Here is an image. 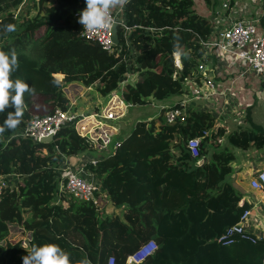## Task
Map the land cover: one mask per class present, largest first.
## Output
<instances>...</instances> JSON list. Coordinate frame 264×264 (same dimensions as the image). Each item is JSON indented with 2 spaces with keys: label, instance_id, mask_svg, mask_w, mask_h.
Listing matches in <instances>:
<instances>
[{
  "label": "trees",
  "instance_id": "obj_1",
  "mask_svg": "<svg viewBox=\"0 0 264 264\" xmlns=\"http://www.w3.org/2000/svg\"><path fill=\"white\" fill-rule=\"evenodd\" d=\"M24 1L0 0V51H16L19 66L11 79L32 84L35 93L24 94L18 127L0 136L24 131L37 98L49 113L66 110L70 101L64 87L71 82L97 83L101 96L122 86L123 98L139 107L182 94L189 81L202 79L199 67L206 49L200 40L209 37L212 23L193 9V0H128L123 5L128 44L119 24V52L114 54L81 37L78 20L85 0H35L17 17ZM233 3L229 0V8ZM258 21L264 33V0ZM7 24H15L16 31H4ZM176 36L189 53L179 66L173 56ZM57 73L63 75L61 81L54 78ZM128 74L135 76L128 81ZM166 109L161 107L155 118L136 121L114 152L97 162L94 172L116 207L103 217L92 203L69 194L53 204L55 167L89 147L72 126L61 127L51 142L0 139V176L18 177L16 188L7 186L0 193V264H23L27 251L43 244L60 246L73 262L86 255L92 264H108L110 257L115 264H127V258L150 239L157 247L138 264H260L264 238L250 227L234 232L229 244L216 242L252 208L227 181L234 153L221 148L225 128H215L210 112L193 107L184 119L167 122ZM13 110L0 113V126ZM88 121L87 127L79 128L81 134L91 128L93 122ZM194 137L201 146L193 159L186 144ZM226 143L244 152L262 150L264 130L241 128L228 134ZM13 224L31 232L25 245L11 240Z\"/></svg>",
  "mask_w": 264,
  "mask_h": 264
},
{
  "label": "built area",
  "instance_id": "obj_2",
  "mask_svg": "<svg viewBox=\"0 0 264 264\" xmlns=\"http://www.w3.org/2000/svg\"><path fill=\"white\" fill-rule=\"evenodd\" d=\"M223 8H229L227 2L223 3ZM111 15L114 19L120 20L119 24L124 27L125 42L128 44L129 28L124 24L123 6H120L117 12L111 10ZM258 28V17H245L233 21L228 28L217 31L216 35L212 34L214 40L208 37L200 40V42L206 51L213 47L214 49L231 53L239 60L245 62L251 71L259 77L264 90V33L259 32ZM80 35L84 39L95 41L109 54L119 52V48L113 43L111 28L107 26L91 32L83 29L82 26ZM175 64L177 66L180 65V63L177 64L176 62ZM199 71L202 74L200 83H196L193 80L188 82L190 86L188 96L180 102V107H167L165 110L164 116L167 122H174L177 118L184 119L190 108H187V104L191 101H198L217 93L215 82L209 80L204 74V63L200 65ZM130 75L135 76V74H128V79ZM98 85L95 83L91 86L97 88ZM98 94L100 93L98 92ZM108 95L110 100L106 104L103 105L102 101H99L95 108L89 112L75 111L71 108L72 104L66 110L55 108L49 114L33 116L24 131L8 137L0 136L4 143L12 138H28L34 142H40L43 138L54 136L61 127L72 126L79 136L89 141V147L81 157H78V155L74 158L64 157L58 166L55 167L56 200L53 204L60 203L63 194H69L77 200L92 203L100 217L105 214V205L108 197L102 187V179L97 177L94 169L103 156L113 153L119 146L120 140L116 138L118 134L117 123L125 118L129 108L133 106L123 98L122 86L116 92ZM89 119L93 122L91 128L81 134L79 128L87 127L88 122H90L88 121ZM203 135H208V132H203ZM200 146L198 137L187 141L186 147L191 158L199 156ZM90 151H96L97 155L91 156ZM17 179L18 177L13 174L0 176V193L2 188L7 186L10 189L16 188ZM249 186L254 191H264V170L256 172L254 176L249 178ZM250 214L251 210H245L238 225L228 229L224 236L216 239V242L229 244V237L234 232L247 230L246 223ZM23 232L25 234H21L19 240L25 245V242L31 237V232L27 230ZM156 247L155 240L150 239L127 258V264L140 263L148 255L152 254ZM110 258L108 264H110ZM112 264H115L114 259H112ZM260 264H264V254Z\"/></svg>",
  "mask_w": 264,
  "mask_h": 264
},
{
  "label": "crops",
  "instance_id": "obj_3",
  "mask_svg": "<svg viewBox=\"0 0 264 264\" xmlns=\"http://www.w3.org/2000/svg\"><path fill=\"white\" fill-rule=\"evenodd\" d=\"M34 1L25 0L19 8L18 14H24L30 10L35 3ZM51 1L53 0H49V2ZM224 1L221 0L220 3H216L213 1L210 2V0H193V9L212 23L211 36H209L211 40H214L212 34L216 35L217 31L228 28L233 21L251 17L250 14L252 12H257V8L252 4L254 0H236L233 7L227 9L223 8ZM119 7L113 8L112 11L117 12ZM258 11L259 13L255 14L256 17H259L261 14V7L258 8ZM258 31L262 32L260 25ZM204 58V74L209 80L215 82L217 93L196 101V108L210 112L214 117L215 128H225L226 136L233 131L241 128H251L252 126L264 130V90L261 87L259 77L251 71L245 62L239 60L231 53L212 47L206 51ZM53 76L57 81H61L63 78V75L60 73L54 74ZM130 79L132 77L128 80ZM42 81L44 86L43 78ZM30 85L33 87L32 84ZM189 87L188 83L186 90L182 94L172 96L173 102L171 103L167 99L162 100L165 104L161 105V107H168L186 99ZM64 92L70 104H72L71 108L79 112H89L94 109L101 97L95 86H84L81 82L77 81L71 82L64 87ZM38 100L37 98L35 104L41 103L44 107L48 108L44 114L49 113L50 108ZM192 103L194 102L191 101L187 104V108ZM39 110L36 112L33 111V116L44 115ZM124 120L120 121L121 124ZM118 123V135L116 138L121 140L123 137L119 136L121 135V124ZM226 136L222 138L221 148H228L234 153V160L230 163L231 172L227 176V181L236 190L243 193L245 195L244 199L252 204L251 214L246 228L248 229L250 227L251 231L257 236L264 238V191H254L249 186V178L254 176L256 172L264 170V149H250L244 152L238 148H232L226 143ZM84 152L86 151L80 152L78 157H81ZM108 201L107 198L105 208ZM241 203H243V200ZM115 208L113 205V212H115ZM106 214L108 212L105 210L103 216H106Z\"/></svg>",
  "mask_w": 264,
  "mask_h": 264
},
{
  "label": "clouds",
  "instance_id": "obj_4",
  "mask_svg": "<svg viewBox=\"0 0 264 264\" xmlns=\"http://www.w3.org/2000/svg\"><path fill=\"white\" fill-rule=\"evenodd\" d=\"M128 0H85L86 7L80 11L78 22L83 26V29L91 32L98 28H115L118 21L111 15V10L117 6H123ZM4 31L11 33L16 31L15 24L4 25ZM173 56L177 64L180 63L181 57L188 58L189 53L184 51L179 43L180 38L174 37ZM18 57L13 49L10 53L0 51V113L6 109L12 108L13 111H8V115L0 126V134L5 130H15L21 122L24 115L25 102L24 94L32 95L35 89L30 87L28 83L22 79H11L12 73L18 68ZM53 83H58L53 81ZM110 258V264H112ZM23 264H92L91 260L85 257L76 260H70L69 253L65 252L56 244L33 245L27 255L22 257Z\"/></svg>",
  "mask_w": 264,
  "mask_h": 264
},
{
  "label": "rangeland",
  "instance_id": "obj_5",
  "mask_svg": "<svg viewBox=\"0 0 264 264\" xmlns=\"http://www.w3.org/2000/svg\"><path fill=\"white\" fill-rule=\"evenodd\" d=\"M53 1H51V2H53ZM211 1L216 2V3L217 2L220 3L221 0H210V2ZM233 1L235 3L236 0H233ZM224 2H227L229 5V0H225ZM234 3H233V5H234ZM252 4L257 8V12H254V13L252 12L250 15H251V17H256L255 14L259 13L258 8L261 7V0H254V2H252ZM22 14L19 13L18 16H21ZM261 87H262V85H261ZM38 99L41 100L40 98H38ZM109 100H110L109 95H105V96L100 97V101H102L103 105L106 104ZM164 100H166V99H164ZM167 100L170 103L173 102L172 97L168 98ZM193 102L194 103H192L189 107L196 108L197 103H196V101H193ZM164 104H165V102L161 100V101H154L153 103L150 102V103H147V104H145L143 106H139V107L138 106L130 107L128 112L125 115L124 122L122 124H121V122L118 123V124H121V128H120V134L121 135H119V136L120 137L124 136L132 128V126L135 124L136 121L148 120V119L155 118L159 113L161 105H164ZM35 109H37V110H35ZM46 109H48V108L44 107L41 103H38L37 105L36 104L34 105V108L32 109V111L35 110L34 112H36L39 110L40 113L44 114ZM90 155L96 156L97 152L96 151H92V152L90 151ZM248 222H249V220L247 221L246 225L248 224ZM21 234L24 235L25 233L23 231H21L20 226L13 224L11 226V232H10L11 240H13V241L19 240L21 238Z\"/></svg>",
  "mask_w": 264,
  "mask_h": 264
},
{
  "label": "water",
  "instance_id": "obj_6",
  "mask_svg": "<svg viewBox=\"0 0 264 264\" xmlns=\"http://www.w3.org/2000/svg\"><path fill=\"white\" fill-rule=\"evenodd\" d=\"M117 21H118V24H119L120 20H117ZM117 27H118V25L115 28H111V37H112L113 43L115 45H118V42H119ZM53 138H54V136L51 135L49 137L43 138L40 142H51L53 140ZM105 210H106V212H108V214L113 213V203H112V201H108V204H107Z\"/></svg>",
  "mask_w": 264,
  "mask_h": 264
}]
</instances>
